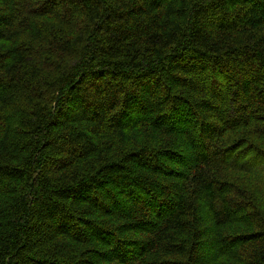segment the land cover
I'll list each match as a JSON object with an SVG mask.
<instances>
[{"label":"trees","instance_id":"16d2710c","mask_svg":"<svg viewBox=\"0 0 264 264\" xmlns=\"http://www.w3.org/2000/svg\"><path fill=\"white\" fill-rule=\"evenodd\" d=\"M0 264H264V0H0Z\"/></svg>","mask_w":264,"mask_h":264}]
</instances>
